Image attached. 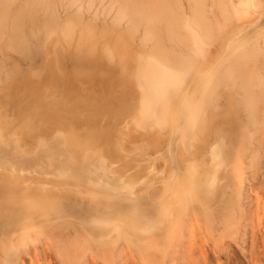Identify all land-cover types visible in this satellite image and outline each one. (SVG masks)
<instances>
[{"label":"bare ground","instance_id":"6f19581e","mask_svg":"<svg viewBox=\"0 0 264 264\" xmlns=\"http://www.w3.org/2000/svg\"><path fill=\"white\" fill-rule=\"evenodd\" d=\"M100 2L96 31L92 0H0V264L44 246L59 264H194L200 229L243 254L264 0Z\"/></svg>","mask_w":264,"mask_h":264},{"label":"rangeland","instance_id":"374dc122","mask_svg":"<svg viewBox=\"0 0 264 264\" xmlns=\"http://www.w3.org/2000/svg\"><path fill=\"white\" fill-rule=\"evenodd\" d=\"M92 3L93 9L89 11L86 8L83 9V23H89L91 27L98 31V29L100 30V27H102L103 20L102 18L95 20L92 18L95 11L101 10L102 6L100 0H92ZM40 14L41 11L37 8V13L35 12L31 15L32 19L26 21V28H28L27 32L42 26V24H40L42 23ZM58 14L61 20L65 18L62 9H58ZM260 25H264V22ZM0 43V75L3 77L2 79H4L8 76V73L11 72L14 63L10 57L4 53L1 40ZM79 55L80 56H76L75 53H73L72 57L74 58H71V60L75 65L73 64L72 67L77 71H82V62L86 60V56L82 53ZM77 62H79L80 65H78ZM5 72L7 73L5 74ZM13 81H15V79H13ZM262 149L264 150V143ZM260 162L257 169L259 172L256 171L255 176L253 174L250 176V173L248 176H245V179L248 177L247 183L245 182L247 180L244 179V190L246 192L244 202L248 214V227L245 228L246 232L243 234L244 237H241V239H244L241 240L244 253L242 254L238 248L232 244L228 250H222V252L217 251L212 246L211 241L200 229V238L197 239V242L192 247V257H189L194 264H264V158H262ZM7 187L0 186V189L4 190H0V199H5L7 195H9V192H7L8 190L6 191ZM2 192L5 194L3 195ZM124 255L125 256L121 258L118 264H140L132 251H127ZM57 262L52 252L44 246L43 248L32 247L27 255L21 257L19 264H59ZM181 263L185 264V262Z\"/></svg>","mask_w":264,"mask_h":264}]
</instances>
